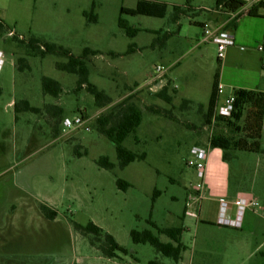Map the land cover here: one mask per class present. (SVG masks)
<instances>
[{"label": "rangeland", "instance_id": "rangeland-1", "mask_svg": "<svg viewBox=\"0 0 264 264\" xmlns=\"http://www.w3.org/2000/svg\"><path fill=\"white\" fill-rule=\"evenodd\" d=\"M88 1L95 3L98 23L87 27L80 15L87 0H0V18L14 34V38L6 34L0 39V264H220L215 257L219 252L207 242L212 229H198V218L184 214L188 196L200 181L204 219L216 220L222 203L234 209L238 191L254 193L258 209L255 215L246 211L243 217L259 229L255 240L259 243L260 232L264 233V131L261 153L237 151L232 153V161L224 162L222 151L207 145L212 128L205 126L204 111L198 105H207L215 74L224 86L220 104L240 86L264 90V52L257 51L264 44V9L257 17L238 18L234 43L220 61L216 45L203 43L202 28L193 23L205 21L208 27V12L186 13L180 17L179 27L172 21L170 5L165 17L156 18L121 15L122 0ZM165 1H175L181 7L199 5L198 0ZM210 1L208 9L212 10L215 4ZM123 5L134 3L124 0ZM119 18L142 30L134 40L119 28ZM33 37L76 57L84 48L98 51L100 54L86 61L88 82L110 97L111 104L98 108L84 89L75 92L78 77L56 67L67 63L66 57H41L39 52L28 56L27 44ZM129 47L132 51L126 53ZM18 58L25 59L21 70ZM158 65L168 68L167 75L177 90L170 105L156 98L158 90L147 84ZM42 77L61 85L63 92L57 99L43 94ZM135 85L141 89L133 92ZM129 96L141 108L142 122L124 146L144 153L145 160L120 170L114 145L97 131L96 119ZM186 98L196 104L183 107ZM21 100L40 108L41 113L15 114L10 103ZM50 106L60 107L63 118L72 119L82 112L88 132L64 134L59 125L60 132L54 137ZM148 107L159 109L160 114L149 112ZM196 145L207 150L202 179L187 165ZM210 152L220 158L209 168ZM100 157H107L114 169L99 168L96 160ZM117 179L130 187L119 190ZM216 190L218 194L211 195ZM155 191L160 192L156 197ZM39 204L55 210L56 219L46 220ZM89 221L112 235L128 255L112 260L102 257L73 229L72 222L86 225ZM149 222L159 228L186 229L181 238L187 246L182 261L174 263L148 244L132 243L131 230H149L160 241H168ZM224 245L231 248L233 244ZM223 264H234V260Z\"/></svg>", "mask_w": 264, "mask_h": 264}, {"label": "trees", "instance_id": "trees-1", "mask_svg": "<svg viewBox=\"0 0 264 264\" xmlns=\"http://www.w3.org/2000/svg\"><path fill=\"white\" fill-rule=\"evenodd\" d=\"M244 2L239 0H215V9L221 10L226 13L236 12L244 7ZM168 6L164 3L138 1L135 8L127 9L121 8L120 14L126 16H149L156 18H163L166 15ZM264 9V3H257L244 11V15L257 17L258 11ZM191 12L190 6H173L172 21L177 23L181 16ZM233 25V24H232ZM118 26L122 29L127 37H135L141 29L132 28L122 18L118 19ZM11 31H8V27L0 19V39L3 36L8 35ZM9 36V35H8ZM165 36V35H164ZM14 38V34L10 36ZM21 40H18L20 42ZM27 55L40 53L41 57L46 54H56L67 58V63L57 64V69L67 72L69 74L76 75L78 77L76 82L75 92H79L84 89L94 98L95 106L103 108L111 104L112 100L103 91L97 89L93 84L88 82V71L86 67V61L89 56H96L100 54L96 50H90L84 48L81 56H73L70 52L64 48L57 47L53 44H48L38 38H31L28 41ZM29 51V52H28ZM132 48L129 47L128 52H131ZM111 56H119V54L111 53ZM25 62L24 58H18V69L21 70L22 64ZM218 85L219 75L215 74L212 82V88L207 105H198L199 110L204 109V124L208 128H212V134L207 139L208 147L212 149H219L222 151V160L224 162H230L233 160V152L243 151L249 153H261L260 139L262 137V124L264 118V93L258 90H245L236 89L233 92V110L228 117L215 115V108L218 102ZM171 83L167 80L165 85L155 92L154 96L166 104H172L174 95L177 93L175 87H170ZM171 88V89H170ZM41 89L44 95H49L57 99L62 91L61 85L50 78H41ZM172 93V95L169 94ZM2 90L0 88V96ZM133 96L127 97L120 104L114 106L106 114L100 115L96 119L97 131L106 137L115 148L116 157L118 160V168L120 170L127 167L129 164L135 161L145 160V154H137L127 149L124 146L125 140L131 135H135L137 129L142 122V110L134 102H132ZM182 106L186 107L191 104L190 101L183 100ZM14 113L19 114L21 112L31 113L38 115L41 113V109L30 105L28 101L21 100L13 103ZM49 114L55 118L53 135L57 137L59 134V125L64 119L62 117V109L56 106H50L47 108ZM148 111L159 115V109L148 107ZM80 115L84 118L86 116L81 112ZM17 116H15V120ZM242 122V124H240ZM80 155V154H79ZM96 165L99 168L105 170H113L114 164L109 161L107 157H100L96 160ZM116 185L119 190L126 191L130 185L121 180H116ZM159 191L154 192V196L159 195ZM39 210L43 217L48 221H54L57 217V212L45 204H39ZM151 227L156 231L158 235L165 236L168 241L162 242L151 231L143 230H131L129 237L133 244H148L154 248L157 254L164 258L172 260L174 263H178L182 259L183 253L186 251V246L181 241L184 228H159L152 222H149ZM74 231L80 236L88 240L89 245L96 249L102 257L112 260L120 258L121 256H127L128 251L120 246L115 238L103 231L100 227L89 221L86 225H80L72 222ZM148 264H160L157 261H150Z\"/></svg>", "mask_w": 264, "mask_h": 264}, {"label": "crops", "instance_id": "crops-1", "mask_svg": "<svg viewBox=\"0 0 264 264\" xmlns=\"http://www.w3.org/2000/svg\"><path fill=\"white\" fill-rule=\"evenodd\" d=\"M138 1L164 3L167 6H169V5L170 6H179L178 3H175V1H165V0H133L134 5L128 6V5H123L124 0H122V5L120 6V9L122 7L127 8V9H133V8H135L136 3ZM198 2H199V5L196 7L190 6V10L193 12V14L201 13V12H208V18H207L208 27L205 26V21H193L194 24H197L202 28V33H203L204 29H206V28H208L209 30L222 29V31L228 32L235 39L236 35L233 32L237 33L238 18L241 15H244L245 13L243 12L242 14L238 15L235 19H231L230 15H228V13H226V12H223V11L215 9V8H213L212 10L208 9L211 6L210 0H198ZM213 2L215 4V0L214 1L212 0V4H213ZM86 4H87V7L85 9H82L80 15H81V18L83 19L84 23L88 27V25H90V24L94 25V24L98 23V16L94 13L95 3L93 1L87 0ZM258 15H261L260 10L258 11ZM175 24L180 27L179 21ZM111 37H113V34H111ZM135 38H136V36L131 38V39L134 40ZM202 40H203V37H202ZM131 45L134 46L135 43L132 42ZM262 46H263L262 51H259L258 47H257L258 52H261V53L264 52V44ZM111 53L118 54L115 52H110L109 54H111ZM222 60H220V61H222ZM259 60H262V56L259 57ZM166 69L168 71L167 67H166ZM154 78H155V74H152L151 78L147 81V84L148 85L151 84L154 81ZM165 78L168 81L169 80L171 81V82L169 81L171 83V86H170L171 88L175 87L172 79L170 77H168L167 72H166ZM166 79H164L165 83L167 82ZM219 84H221L220 81H219ZM135 87L136 88L133 90V92L141 89V87H139L137 85H135ZM211 88H212V83L210 84V87H209V97H210V93H211ZM223 88H224V86H223ZM237 89L258 90V91H261L264 93V90H260L258 87L256 89H251L249 87L240 86ZM176 92H177V90H176ZM184 100L190 101L191 104H196V101H194L192 98H186ZM218 103H220V96L218 97ZM11 104L13 105V102L10 103V105ZM202 111H204V109ZM196 146H199V145H196ZM208 156H209L208 162H209V168H210L211 162L212 161L216 162V160L218 158H220V155L215 154V153L213 155V152H210L208 154ZM260 165L261 164H259L258 167H261ZM239 193H247V194L249 193L251 196L255 197L254 193H252V191H250V189L248 191L240 190V191H238L237 194H239ZM216 194H218L217 190L211 192V195H216ZM248 211L252 212L255 215V212H253L252 210H248ZM201 215H202V207L200 205L199 216L195 222V227H197L198 229H200L201 227L202 228L206 227L208 229H212L211 231L213 233H210V235H208L207 242H208L209 248H213L219 252V253L215 254V257L218 258L217 259L218 263L220 262V264H223L224 262H227L229 259L233 258L234 264H264V233L260 232V234H261L260 241H259V243L258 242L255 243V240L257 238V233H259V229L256 226L254 227L253 224L250 223L251 222L250 220L247 222V219L243 217L244 219H242L241 227L240 228H233V227L219 225L218 221H217L218 219L210 220V219L201 218ZM217 217H218V215H217ZM184 230H186V229L184 228ZM208 231H210V230H208ZM224 242H230L233 245L230 246L231 248H229V245L227 247H224L225 246ZM186 248H187V246H186ZM222 250H223V253H222ZM220 255H221V257H220ZM182 259H183V255H182ZM182 259H181V261H182ZM237 261H238V263H237Z\"/></svg>", "mask_w": 264, "mask_h": 264}, {"label": "built area", "instance_id": "built-area-1", "mask_svg": "<svg viewBox=\"0 0 264 264\" xmlns=\"http://www.w3.org/2000/svg\"><path fill=\"white\" fill-rule=\"evenodd\" d=\"M244 2V7L236 12L228 13L231 19H235L238 15L242 14L245 10L250 8L252 5L257 3H264V0H239ZM9 36H12L13 33H9ZM210 41L216 45L217 48V58L222 60L224 58L225 50L228 46H232L234 43V37L228 32L222 31V29L209 30L204 29L203 31V40L202 42ZM258 50L262 51L263 46H258ZM3 64V53L0 51V69ZM167 72V69L163 66H155L154 81L151 83L152 88L160 90L165 85L164 75ZM218 96L223 93V86L218 85ZM233 95L227 97L222 101L223 103H218L215 108V115L228 117L231 115L233 110ZM88 120L84 117L76 116L72 119L64 118L60 123V129L65 134L70 131H84L88 132ZM262 130L264 131V118L262 124ZM190 159L187 162V165L195 169L196 175L199 179L205 177V165L207 160V150L201 146H193L190 150ZM204 196L203 182L200 181L196 184L194 190L189 194L188 201L186 203V209L184 214L190 217L198 218L200 202ZM234 209H232L226 203H222L220 211L218 212L217 221L219 225L228 226L233 228H240L241 222L244 216V213L248 210L253 212L258 209L257 200L247 193H240L238 198L233 203Z\"/></svg>", "mask_w": 264, "mask_h": 264}]
</instances>
